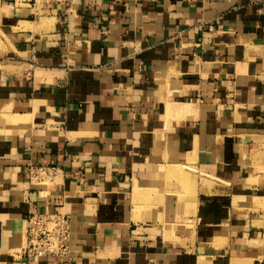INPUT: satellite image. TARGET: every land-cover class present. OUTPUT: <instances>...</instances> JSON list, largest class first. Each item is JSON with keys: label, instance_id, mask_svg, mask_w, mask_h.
Returning <instances> with one entry per match:
<instances>
[{"label": "crops", "instance_id": "crops-1", "mask_svg": "<svg viewBox=\"0 0 264 264\" xmlns=\"http://www.w3.org/2000/svg\"><path fill=\"white\" fill-rule=\"evenodd\" d=\"M0 264H264V0H0Z\"/></svg>", "mask_w": 264, "mask_h": 264}, {"label": "built area", "instance_id": "built-area-1", "mask_svg": "<svg viewBox=\"0 0 264 264\" xmlns=\"http://www.w3.org/2000/svg\"><path fill=\"white\" fill-rule=\"evenodd\" d=\"M65 3L68 0H56ZM54 167L30 169V179L47 181L55 174ZM24 241L21 256L24 258L67 257L70 252V218L60 212L31 213L24 218Z\"/></svg>", "mask_w": 264, "mask_h": 264}]
</instances>
